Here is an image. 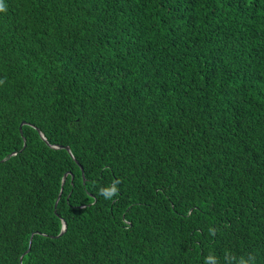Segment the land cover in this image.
Masks as SVG:
<instances>
[{
    "label": "trees",
    "instance_id": "1",
    "mask_svg": "<svg viewBox=\"0 0 264 264\" xmlns=\"http://www.w3.org/2000/svg\"><path fill=\"white\" fill-rule=\"evenodd\" d=\"M22 257L264 264V0H0V264Z\"/></svg>",
    "mask_w": 264,
    "mask_h": 264
},
{
    "label": "water",
    "instance_id": "2",
    "mask_svg": "<svg viewBox=\"0 0 264 264\" xmlns=\"http://www.w3.org/2000/svg\"><path fill=\"white\" fill-rule=\"evenodd\" d=\"M24 124H22L21 125V127H20V130H22V126H23ZM21 132V134H22V131H20ZM39 134H40V136L45 140V137L43 136V134L39 131ZM24 142H25V146H26V140L24 139ZM53 147H55V146H53ZM60 148H62L61 146H60ZM66 150L71 154V150H70V148L69 147H66ZM82 173H83V177H84V171H83V168H82ZM66 177H67V175H65V178H64V181H65V179H66ZM85 180V179H84ZM58 203V202H57ZM65 231H66V224H65V222L63 223V228H62V232H61V234L58 236V237H60V236H62L64 233H65ZM29 252V250L27 251V253ZM22 262H23V257L21 258V264H22Z\"/></svg>",
    "mask_w": 264,
    "mask_h": 264
},
{
    "label": "clouds",
    "instance_id": "3",
    "mask_svg": "<svg viewBox=\"0 0 264 264\" xmlns=\"http://www.w3.org/2000/svg\"><path fill=\"white\" fill-rule=\"evenodd\" d=\"M116 192H117V188L115 186L104 190V194L106 195V198H111L116 194Z\"/></svg>",
    "mask_w": 264,
    "mask_h": 264
}]
</instances>
